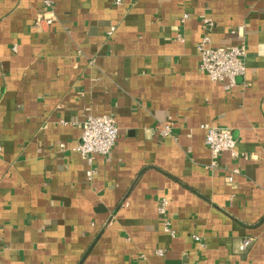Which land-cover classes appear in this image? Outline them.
Here are the masks:
<instances>
[{
  "label": "crops",
  "instance_id": "crops-1",
  "mask_svg": "<svg viewBox=\"0 0 264 264\" xmlns=\"http://www.w3.org/2000/svg\"><path fill=\"white\" fill-rule=\"evenodd\" d=\"M51 1L48 25L41 0H0V264H264V0ZM240 27L225 89L196 46ZM89 114L118 129L91 180L73 149ZM203 124L238 155L212 166Z\"/></svg>",
  "mask_w": 264,
  "mask_h": 264
},
{
  "label": "built area",
  "instance_id": "built-area-1",
  "mask_svg": "<svg viewBox=\"0 0 264 264\" xmlns=\"http://www.w3.org/2000/svg\"><path fill=\"white\" fill-rule=\"evenodd\" d=\"M44 11H39L36 15L35 22H45L48 25L53 22L54 12L51 0H41ZM119 3V0H116ZM187 15H183L182 20ZM207 28L213 25L210 19L207 20ZM114 27H110L108 34L113 32ZM239 41L234 44L224 46H213L211 44V36L206 31L196 48L199 54L200 68L205 71L212 81H222L224 88L229 89L235 84V77L245 73V56L246 47L243 41V31L237 29ZM80 141L74 146V150L85 159L89 168L86 171L87 179L91 180L94 175L92 166L94 155H106L115 145L118 129L115 119L110 114L87 115L81 125ZM205 129V143L211 155V165H216V159L221 151H229L233 156H237L235 149V139L230 129L222 128L214 125H201ZM161 136L171 133V122L163 123L159 128ZM236 171V169L234 170ZM231 179V176L228 177ZM167 200L161 199L157 205V211L161 216L166 214ZM163 228L169 230V222L163 219ZM170 231V230H169ZM172 233V231H170ZM251 238H244L239 250L245 251L251 245ZM162 250L158 249L157 253L162 254Z\"/></svg>",
  "mask_w": 264,
  "mask_h": 264
}]
</instances>
